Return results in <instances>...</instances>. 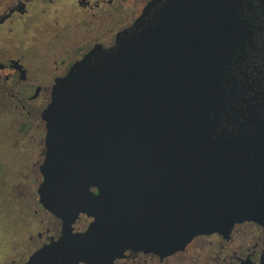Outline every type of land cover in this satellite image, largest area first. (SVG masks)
<instances>
[{
  "label": "water",
  "instance_id": "95a60500",
  "mask_svg": "<svg viewBox=\"0 0 264 264\" xmlns=\"http://www.w3.org/2000/svg\"><path fill=\"white\" fill-rule=\"evenodd\" d=\"M40 118L37 200L62 227L27 264L166 255L264 223V0H151L54 81ZM78 213L92 220L72 233Z\"/></svg>",
  "mask_w": 264,
  "mask_h": 264
},
{
  "label": "flooded vegetation",
  "instance_id": "af4514ba",
  "mask_svg": "<svg viewBox=\"0 0 264 264\" xmlns=\"http://www.w3.org/2000/svg\"><path fill=\"white\" fill-rule=\"evenodd\" d=\"M150 1L0 0V264H27L60 236L61 221L36 195L45 151L40 116L54 81L94 48H111ZM91 220L78 213L71 232ZM112 264H264V223L198 235L166 255L127 250Z\"/></svg>",
  "mask_w": 264,
  "mask_h": 264
}]
</instances>
